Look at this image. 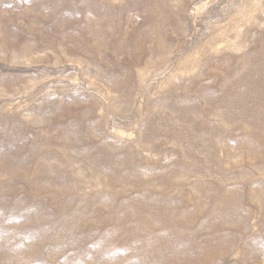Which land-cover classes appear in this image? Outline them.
<instances>
[{
	"label": "rangeland",
	"instance_id": "374dc122",
	"mask_svg": "<svg viewBox=\"0 0 264 264\" xmlns=\"http://www.w3.org/2000/svg\"><path fill=\"white\" fill-rule=\"evenodd\" d=\"M0 264H264V0H0Z\"/></svg>",
	"mask_w": 264,
	"mask_h": 264
}]
</instances>
